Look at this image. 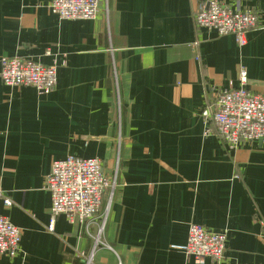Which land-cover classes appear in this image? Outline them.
<instances>
[{"label":"crops","instance_id":"crops-1","mask_svg":"<svg viewBox=\"0 0 264 264\" xmlns=\"http://www.w3.org/2000/svg\"><path fill=\"white\" fill-rule=\"evenodd\" d=\"M51 1L0 0V60L57 67L48 95L0 80V189L12 202L0 215L21 232L0 264H73L78 253L117 264L94 250L99 220L59 215L48 231L45 180L69 156L117 172L102 241L123 264H195L183 252L191 224L226 234L223 261L204 264H264V139L229 149L201 115L238 87L241 67L264 95V0H217L256 11L263 28L243 46L195 27L209 0H101L91 21L58 19Z\"/></svg>","mask_w":264,"mask_h":264},{"label":"built area","instance_id":"built-area-1","mask_svg":"<svg viewBox=\"0 0 264 264\" xmlns=\"http://www.w3.org/2000/svg\"><path fill=\"white\" fill-rule=\"evenodd\" d=\"M101 0H52L50 12L60 20H95L100 11ZM194 25L198 29L213 31L218 36L232 35L240 46L246 44L247 34L262 29L253 9L232 11L217 0L200 4L194 13ZM198 42L191 45L195 53ZM56 65H42L28 58H2L0 60V80L6 87H32L40 94H50L56 85ZM238 87L230 86L221 91L211 109L201 113L204 119L211 118L215 133L234 149L242 144H250L264 139V95L251 92L247 86V72L241 67L238 72ZM212 134L206 128L203 136ZM116 174L107 176L102 162L97 158L69 156L52 163L45 180V189L50 195V223L53 230L56 217L63 215L69 223L99 220L94 239L97 247L107 249L117 257V264H123L116 252L104 241L102 235L107 218L103 209L104 199L111 196L116 185ZM0 202L11 207L12 202L0 189ZM20 230L0 215V256L13 258L19 252ZM226 234L213 232L202 225L188 227L186 244L183 247L187 261L204 264L206 260L221 263L224 259ZM84 264H91L93 253L85 256L78 253Z\"/></svg>","mask_w":264,"mask_h":264},{"label":"trees","instance_id":"trees-1","mask_svg":"<svg viewBox=\"0 0 264 264\" xmlns=\"http://www.w3.org/2000/svg\"><path fill=\"white\" fill-rule=\"evenodd\" d=\"M80 260H82V259L79 257H76L73 264H83V262Z\"/></svg>","mask_w":264,"mask_h":264}]
</instances>
